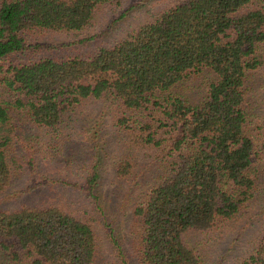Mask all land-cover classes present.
Returning a JSON list of instances; mask_svg holds the SVG:
<instances>
[{"label":"trees","instance_id":"1","mask_svg":"<svg viewBox=\"0 0 264 264\" xmlns=\"http://www.w3.org/2000/svg\"><path fill=\"white\" fill-rule=\"evenodd\" d=\"M112 1L0 0V86L12 95L0 100V264H112L100 260L94 223L72 213L71 205L3 206L14 179L36 163L26 140L38 133L26 131L46 130L60 148L55 154H65L64 118L88 100L112 112V126L125 141L119 179L141 177L139 151L159 159L158 173L142 183L131 212L136 264H202L203 253L189 235L225 232L255 196L264 139L259 146L251 132L247 78L263 63L264 1L248 8L256 0H178L90 57L12 60L38 33L82 32ZM204 74L210 82L201 102L174 91ZM26 120L29 129L21 125ZM99 156L85 163L80 181L45 177L37 186L73 189L106 217ZM69 194L67 203H75ZM115 230L109 235L122 263L131 264ZM242 264H264V234Z\"/></svg>","mask_w":264,"mask_h":264},{"label":"rangeland","instance_id":"2","mask_svg":"<svg viewBox=\"0 0 264 264\" xmlns=\"http://www.w3.org/2000/svg\"><path fill=\"white\" fill-rule=\"evenodd\" d=\"M178 0H114L99 7L91 26L82 32L68 34L38 33L29 38L30 48L16 54L12 60L21 63L37 60L47 56L57 57H90L101 47H112L120 40L138 30L142 25L153 21L156 16L175 5ZM264 0H256L248 8L258 7ZM41 44L40 46H35ZM262 65L249 72L247 90L250 109L254 123L251 132L258 139H264V42L259 46ZM209 76L204 74L174 87L177 94L190 101L201 102L209 90ZM12 95L0 86V100H11ZM114 112V111H113ZM23 115H19L18 118ZM21 125L26 129L32 127L28 120ZM61 145L67 146L65 154H55L60 149L51 141V134L44 129H37L27 134L38 133L26 140L29 145L30 157L36 163L21 172L10 188L11 199H4L3 206L18 208L25 203L71 205L72 213L90 219L98 232L100 260L123 264L118 247L112 241L109 232L115 229L117 238L128 251V260L136 264L135 255L131 251L133 237L131 232V212L140 193L142 183H146L158 173L159 159L146 155L147 150L139 151L138 174L135 180H121L117 176V163L120 153L125 149V141L118 137L112 126V112L96 100L81 103L67 113L62 125ZM24 137V132L22 133ZM124 145V146H123ZM99 152L101 161L100 194L107 208V216H102L92 208L90 199L74 193L69 188L56 185L37 186V183L49 179H66L80 181L81 169ZM149 156V157H148ZM259 185L255 196L242 208L239 215L227 226L225 232L214 229L211 232H192L191 242L203 253L202 264H242L257 237L264 234V154L258 156ZM29 161V160H28ZM138 181L141 184H138ZM50 193L48 195V192ZM71 192V193H70ZM70 193V194H69ZM68 194L72 201L68 202ZM65 195V197H64ZM67 195V196H66ZM126 204V206H123ZM110 223V226L105 223ZM233 223V224H232Z\"/></svg>","mask_w":264,"mask_h":264}]
</instances>
